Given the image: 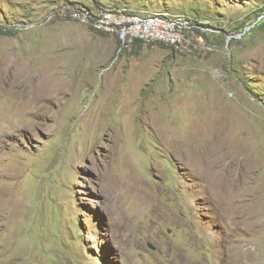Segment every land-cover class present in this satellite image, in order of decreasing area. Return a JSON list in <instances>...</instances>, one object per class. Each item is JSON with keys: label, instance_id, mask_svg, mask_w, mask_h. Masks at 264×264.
I'll return each instance as SVG.
<instances>
[{"label": "rangeland", "instance_id": "374dc122", "mask_svg": "<svg viewBox=\"0 0 264 264\" xmlns=\"http://www.w3.org/2000/svg\"><path fill=\"white\" fill-rule=\"evenodd\" d=\"M109 8L200 27L184 52L119 49L70 18ZM263 19L264 0H0V264H264Z\"/></svg>", "mask_w": 264, "mask_h": 264}, {"label": "built area", "instance_id": "2783aa9c", "mask_svg": "<svg viewBox=\"0 0 264 264\" xmlns=\"http://www.w3.org/2000/svg\"><path fill=\"white\" fill-rule=\"evenodd\" d=\"M70 18L88 25L96 33L113 38L119 49H129L135 42H140L184 52L188 48L189 35L200 27L197 20L184 14H140L118 8L73 12ZM197 42L204 50L211 51L201 37Z\"/></svg>", "mask_w": 264, "mask_h": 264}, {"label": "bare ground", "instance_id": "6f19581e", "mask_svg": "<svg viewBox=\"0 0 264 264\" xmlns=\"http://www.w3.org/2000/svg\"><path fill=\"white\" fill-rule=\"evenodd\" d=\"M33 92H35L37 95L36 96H38V100L39 99H41V97L43 96V93H42V90L40 89V88H35L34 90H33ZM43 110V109H42ZM13 114L12 115H10V117L8 118V121L9 120H13ZM0 131H2V132H4V133H7V132H11V130H12V128H14V127H12L11 125H9V124H6V125H4V124H2L3 123V121H1L0 120ZM140 192V191H139ZM7 200H3L2 201V203H1V205H2V207H4V206H7ZM9 204V203H8ZM142 205V204H141Z\"/></svg>", "mask_w": 264, "mask_h": 264}, {"label": "trees", "instance_id": "16d2710c", "mask_svg": "<svg viewBox=\"0 0 264 264\" xmlns=\"http://www.w3.org/2000/svg\"><path fill=\"white\" fill-rule=\"evenodd\" d=\"M262 23H264V19L262 20ZM260 25V24H259ZM258 26V25H257ZM196 32H198V30L196 31ZM137 44H141L140 42H135L131 47L133 48V47H135Z\"/></svg>", "mask_w": 264, "mask_h": 264}]
</instances>
